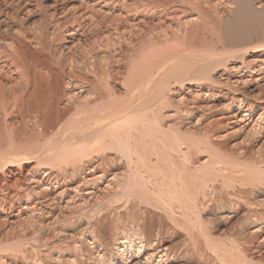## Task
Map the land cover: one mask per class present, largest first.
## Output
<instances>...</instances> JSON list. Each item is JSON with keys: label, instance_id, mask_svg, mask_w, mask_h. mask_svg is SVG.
Returning <instances> with one entry per match:
<instances>
[{"label": "bare ground", "instance_id": "1", "mask_svg": "<svg viewBox=\"0 0 264 264\" xmlns=\"http://www.w3.org/2000/svg\"><path fill=\"white\" fill-rule=\"evenodd\" d=\"M61 1H52L49 36L74 45L100 30L93 10L119 9L122 19L109 42L98 37L96 50L57 69L37 59L34 41L0 45V225L32 230L17 244L0 236V264H48L53 252L60 264H89L88 245L98 264H164L178 254L168 235L183 238L188 260L264 264V155L238 156L264 129V0ZM131 9L141 17L128 18ZM144 27L148 43L123 61L126 76L101 66L126 59L123 46ZM181 122L204 125L184 134ZM237 137V152L218 143ZM217 187L215 202L207 191ZM221 220L237 227L233 239L214 238Z\"/></svg>", "mask_w": 264, "mask_h": 264}, {"label": "rangeland", "instance_id": "2", "mask_svg": "<svg viewBox=\"0 0 264 264\" xmlns=\"http://www.w3.org/2000/svg\"><path fill=\"white\" fill-rule=\"evenodd\" d=\"M52 1L53 0H0V45H3V46H9V47H11V46H13V41H15L16 40V38H17V40H22V39H24L25 41L27 40V41H31L30 43H33V41L35 42V43H37V44H39V45H36L35 47H33L37 52V59H40V61H42L41 63L43 64L44 62H49V63H51L50 65L53 67H55V66H60L61 64H64V65H68L69 64V62H70V60H68L69 58V56L70 57H72V58H74V59H76L77 61H80V59L81 58H83L84 56H85V54L87 53V52H89V50H88V48H92V47H90L91 45H93V47H94V49L96 50V48L98 47L97 45H99V41H102L100 44H102V43H104V44H106L107 42H109L110 41V39L112 38V36H111V34H113V32H114V26L116 25V23H119V21H121V19H122V15H121V17H120V15L119 16H117L118 14H119V12L121 13V11H119V9H116V11H111V12H107V11H103V10H105L104 8L103 9H101V10H99L98 12H96L97 10L95 9V12L96 13H94V10H93V13L92 14H94L93 15V20H94V22H96V20L97 19H99L97 22H98V25L100 26V25H102V27L100 28L98 25H97V28L98 29H100V30H98L99 31V33H98V31H97V33L96 32H94V33H92V34H88V37H89V39L91 38V40L90 41H86V42H84V43H78V44H73V43H70V41H69V38H68V36H66V35H60V33L58 32H54L53 34H55V36L53 35V36H49V34H50V32H51V29H52V18L53 17H51L52 15H51V12H52V7H51V4H52ZM61 1V0H60ZM95 1V2H94ZM96 1H97V4H100V5H98L97 7H99V6H102L101 5V3H99L100 1H98V0H92V2H94L95 4H96ZM199 1H202V2H208L209 0H206V1H204V0H199ZM214 1L215 2H217L218 4L220 3V2H223L222 0H210L209 2H212V3H214ZM63 4H65V5H68V6H75L76 5V2H77V0H62L61 1ZM93 3H91V5H89L88 7H87V9L86 10H88V8L90 9V7H91V10H92V8H94V7H96V5H94V7H92L93 5H92ZM44 5V6H43ZM45 5H46V7H45ZM72 6V7H73ZM45 7V8H44ZM78 7V3H77V5L74 7V8H77ZM85 7V8H86ZM84 8V9H85ZM75 10V9H74ZM137 11H135V9H131V10H129V11H132V12H129L127 15H128V18H131V16H134L135 15V18L136 17H141V15L138 13V11L140 10V9H136ZM7 11V12H6ZM76 11V10H75ZM101 11H103L104 13H106V14H104L103 12V14L101 13ZM119 11V12H118ZM4 12H6L8 15L7 16H9L8 18H5V20H4V22H2L1 20L4 18V16H5V13ZM8 12H10V14L8 13ZM50 12V13H49ZM88 12H90V10H88ZM140 12V11H139ZM12 13V14H11ZM97 13H99V14H97ZM108 13H110V14H108ZM115 15H114V14ZM118 13V14H117ZM136 13V14H135ZM139 15H138V14ZM111 14H113L114 16H111ZM117 14V15H116ZM131 14V15H130ZM4 15V16H3ZM98 15V16H97ZM110 15V16H109ZM6 16V17H7ZM98 18H97V17ZM95 18V19H94ZM124 18V17H123ZM133 18V17H132ZM131 18V19H132ZM118 19V20H117ZM124 19H127V18H124ZM101 20H102V23H101ZM17 21V22H16ZM108 24V25H107ZM51 25V26H50ZM5 26H7V27H5ZM105 26V27H104ZM43 27H46L45 28V30L47 29H49L47 32H48V35H47V37H46V39L44 38V29H43ZM108 27V30L110 29V31H108L106 28ZM114 27V28H113ZM96 28V29H97ZM43 29V30H42ZM112 29V30H111ZM110 34L109 36H111V37H109L108 36V34H107V32ZM149 32V30L147 29V27H144L143 29H142V31H140V34H143V35H140L139 34V36H137V33H139L138 31H136L135 33H134V35L135 36H133V38L131 39L132 41H129V42H131V46H133V47H131L130 46V43H129V46L126 48V47H124L123 46V48H124V51H123V56H125L126 57V59L124 58V57H122L121 58V55H120V57H118V58H116L115 59V62H112V61H114V59H112L111 61L109 60H107L108 61V63H107V61L106 62H104V60H100V64H101V66L104 68V66L106 67V66H109L110 64V62L112 63V65L114 66V68L116 69V70H118V73H119V75H120V77H123V76H126L127 74V71H125V70H127L128 68H125V67H127V56H130V57H132V58H134L135 60H137L138 58H139V55H138V53H136L137 52V50H139V48H141L142 46H144V47H142V48H145V44H147L148 43V32ZM142 32V33H141ZM96 33V34H95ZM51 35V34H50ZM89 35H91V37L89 36ZM94 35V39L92 38V36ZM108 36V37H106V36ZM145 35H146V37L148 38H146L145 37ZM48 36H49V38H48ZM97 36V37H96ZM98 37H99V41H98ZM48 38V39H47ZM107 38V40H105V39ZM136 38H138V39H136ZM144 38H145V40H144ZM34 39V40H33ZM38 41H37V40ZM68 39V40H67ZM93 40V41H92ZM134 40V41H133ZM142 40V41H141ZM4 41V42H3ZM46 41V42H45ZM96 41H97V43H96ZM106 41V42H105ZM136 41H138V44H137V42ZM11 42V43H10ZM44 44H43V43ZM88 42V43H87ZM90 42V43H89ZM95 42V43H94ZM132 42H133V45H132ZM94 43V44H93ZM140 43H142L143 45H140ZM67 44V45H66ZM72 44H73V46H72ZM82 44V45H81ZM89 46H88V45ZM96 44V46H94ZM103 44V45H104ZM135 44L137 45L136 47H135ZM77 45V46H76ZM51 46V47H50ZM58 46V47H57ZM60 46V47H59ZM66 46H68V47H72V48H67ZM141 46V47H140ZM46 47V48H45ZM53 47V48H52ZM88 47V48H87ZM137 47H139L138 49H137ZM66 48V49H65ZM76 48H78V49H76ZM87 50H86V49ZM122 48V49H123ZM134 48H136V49H134ZM94 49H91V51L92 50H94ZM126 49V50H125ZM134 49V50H133ZM49 50V51H48ZM62 52H61V51ZM73 50V51H72ZM145 50V49H144ZM65 51V52H64ZM135 51V52H134ZM49 52V53H48ZM71 54H73V55H71ZM126 52H128V55H126V54H124V53H126ZM85 53V54H84ZM132 53V54H131ZM141 53V52H140ZM139 53V54H140ZM136 55V56H135ZM40 56H42L41 58H40ZM74 56V57H73ZM76 56V57H75ZM80 57V58H79ZM45 58H47V59H45ZM123 59V60H121L120 61V59ZM63 59H64V61H63ZM51 60V61H50ZM126 61L125 63L123 62V61ZM60 61H62V62H60ZM119 61H120V63H119ZM2 62V57H0V63ZM101 62H104V63H101ZM123 62V63H122ZM108 65H107V64ZM114 63V64H113ZM117 63H119V64H117ZM103 64H104V66H103ZM115 64H117V65H115ZM121 65H122V67H121ZM111 66V65H110ZM53 67V68H54ZM57 67V68H58ZM124 67V68H123ZM56 67H55V69H57ZM121 72V73H120ZM125 72V73H124ZM12 74V75H11ZM121 74L123 75V76H121ZM125 74V75H124ZM13 73H10V76L11 77H13V78H15L16 77V75H14ZM246 90V92H248L247 91V89H245ZM255 90H253L251 93H249L248 94V96L250 97V98H252V97H255V95L254 94H256L255 92H254ZM252 94V95H251ZM255 114H257V112L255 113ZM215 116V115H214ZM214 116H211V118H213ZM215 118V117H214ZM173 121V120H172ZM171 121V119H166L164 122V124H166L165 125V127L166 128H168L169 126H170V124H171V126L170 127H175V126H177L178 125V127L179 126H181V124L179 123V122H175V121H173L172 122ZM166 122H169L168 124L166 123ZM177 123H179V124H177ZM181 123H183V122H181ZM186 122H184L183 124H182V128L180 127V130H182L183 132H185L184 134H187V131L188 130H190V131H188V132H192V131H196V129H198V127H202L204 124H200L199 126L198 125H194V126H190L189 124H185ZM174 124H177V125H174ZM264 126V125H263ZM169 127V128H170ZM190 127V128H189ZM188 130H187V129ZM247 128H249V127H247L246 126V130H247ZM264 128V127H263ZM186 129V131H184ZM192 129V130H191ZM202 130V129H201ZM37 131H39V129H37ZM197 132H198V130H197ZM263 133V134H262ZM254 134V135H253ZM241 139H242V135H240L239 136ZM239 137H237V138H233V139H230V140H227V141H219L218 143L219 144H224L225 143V146H226V150L228 151V152H237L236 150H235V148L233 147V142L234 141H237V142H239V140H240V138ZM249 139H247L248 140V144L246 145V144H242V145H239V148L242 150L243 149V152L245 151V152H247V150L249 151V153L247 152V153H240V154H238V156H242V158H241V160H242V162H253V161H257V159H259V155L261 154H263L264 155V149H263V147H264V129H262V132H261V135H259V133L256 135V133L254 132V133H252L251 135H250V137H248ZM252 138H253V140H252ZM249 141H250V144H249ZM260 145H263V147H261ZM245 146L247 147V148H245ZM252 148H251V147ZM260 149H259V148ZM202 148H203V145H201V150H202ZM261 148H262V150H261ZM233 149V150H232ZM256 149V150H255ZM261 150V151H260ZM255 152V153H254ZM261 152V153H260ZM256 153H257V157H256ZM259 153V154H258ZM206 154V153H205ZM204 154V152H202L199 156L201 157V158H207V154L205 155ZM253 154H255V155H253ZM203 155H204V157H203ZM253 155V157H255V158H253V157H251ZM259 156V157H258ZM245 159V161H243ZM251 160V161H250ZM15 168V167H14ZM13 168V173H15L14 174V176H13V178H17V177H19V174H20V170L18 171V168H15L14 169ZM48 171V169H46V168H39V169H37V173H36V177L37 178H42L43 176H46V174L48 173L47 171ZM19 173V174H18ZM25 173V172H24ZM24 173L22 174V176L24 175ZM50 173L52 174V176H55V175H57L59 172H58V170H56V169H53V171L51 170L50 171ZM55 175H54V174ZM17 175V176H16ZM13 178H11L12 179V181L14 182V179ZM107 179H109V178H107ZM26 183V182H25ZM23 185H26V184H24L23 183ZM220 190V188L219 187H217L214 191H216L215 193H214V191H211L210 192V190H208L207 191V193L209 194V196H211L212 197V199L215 201V202H217L218 200H219V196H218V194H219V191ZM215 194V195H214ZM224 197L226 198V196L225 195H223V198L222 199H224ZM65 201H66V199H65ZM64 201V202H65ZM63 205H64V203H63ZM244 207H246V206H244ZM66 212V211H65ZM231 221H233V220H231ZM231 221H229V222H231ZM27 223V221L26 222H21L20 224H18V225H20L21 226V228L20 227H18L17 229H11V230H7V228L5 227V226H2L1 227V225H0V236H3V238L1 237V239L0 240H7V242H9L10 241V243L11 242H14L15 244H17L18 242H20V240H21V238L23 237V236H28V235H30L31 233H32V230H30V226L28 227V223ZM23 224V225H22ZM230 224L231 223H225V222H222V220L221 221H219L218 222V224H212L210 227H212V226H215L216 228L215 229H213V230H211L212 231V233L214 234V238L216 239V240H223V239H233L234 238V236L236 235V233H237V231H238V229H235V228H237L236 226L235 227H233V229L232 228H229L230 227ZM227 226V227H226ZM224 229V230H223ZM20 230H23V231H20ZM29 230H30V232H29ZM215 230V231H214ZM222 230V231H221ZM226 230V231H225ZM231 230V231H230ZM237 230V231H236ZM4 232V233H3ZM9 232V233H8ZM22 232V233H21ZM1 233H2V235H1ZM3 234H5V236L3 235ZM11 235V236H10ZM168 237V238H167ZM166 237V240H167V244H169V246L167 245V247H169V250L171 251V250H173V251H171L172 253H178V254H173L174 255V257H175V260L174 261H168L167 263H164V264H179L180 262V264H209V261L210 260H208L207 258H204V259H199L197 256V258L195 257V258H193V259H185V258H183V250L182 249H184V242H183V238L182 237H177V236H174V235H172V236H167ZM16 238V239H15ZM54 239H56L55 237H54ZM54 239H53V241H54ZM18 241V242H17ZM52 241V242H53ZM56 241V240H55ZM54 241V242H55ZM57 243V244H56ZM55 243V246L57 245L58 247H60L59 245H61L62 243L61 242H56ZM200 243H201V247L203 248V245H202V242L200 241ZM59 244V245H58ZM68 244V243H67ZM64 245H66L65 243H63L61 246H64ZM90 246L88 245L87 246V253H85L84 254V257H83V259H85L86 258V260H88V261H86L85 260V262L87 263V262H89V264H98L97 263V261L95 260V259H93V257H91L90 256V253H91V251H90ZM181 248V249H180ZM262 250V251H261ZM44 251V250H43ZM43 251H42V253H43ZM175 251V252H174ZM45 252V251H44ZM48 251L46 250V255L48 254L47 253ZM45 253H43V255L42 256H44V254ZM55 253L56 252H53V253H50V256H49V258L50 257H52L51 259H49V258H47L46 259V262L48 263V264H60L61 262H57V259L55 258V257H57L58 255H56L55 256ZM261 253H263V254H261ZM52 254V255H51ZM256 255H257V257H259V258H264V247H262L261 249H260V251L257 253L256 252ZM55 256V257H54ZM86 256V257H85ZM179 258H178V257ZM56 259V260H55ZM262 260H264V259H262ZM20 261V260H19ZM117 261V262H116ZM155 261V262H154ZM154 261H152L153 262V264H158L156 261H157V259H155ZM193 261V262H192ZM120 261H119V259H113V261H112V263L111 264H122V263H119ZM152 262L150 263V264H152ZM175 262H177V263H175ZM19 264H22V262L20 261V262H18ZM32 264V263H31ZM63 264V263H62ZM88 264V263H87ZM161 264V263H160Z\"/></svg>", "mask_w": 264, "mask_h": 264}]
</instances>
